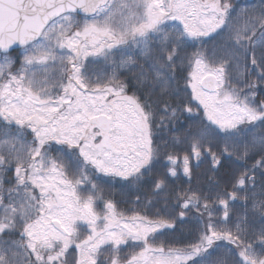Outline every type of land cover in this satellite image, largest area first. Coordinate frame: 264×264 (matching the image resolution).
Returning <instances> with one entry per match:
<instances>
[{
	"label": "snow or ice",
	"instance_id": "6c2138e0",
	"mask_svg": "<svg viewBox=\"0 0 264 264\" xmlns=\"http://www.w3.org/2000/svg\"><path fill=\"white\" fill-rule=\"evenodd\" d=\"M0 264H264V0H0Z\"/></svg>",
	"mask_w": 264,
	"mask_h": 264
}]
</instances>
